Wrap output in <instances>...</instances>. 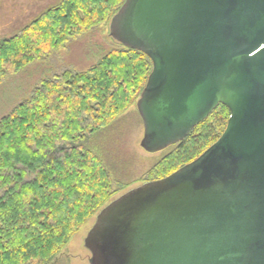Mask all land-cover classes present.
<instances>
[{
  "label": "water",
  "instance_id": "obj_1",
  "mask_svg": "<svg viewBox=\"0 0 264 264\" xmlns=\"http://www.w3.org/2000/svg\"><path fill=\"white\" fill-rule=\"evenodd\" d=\"M109 37L145 55L140 148L182 142L218 106L220 138L95 216L89 264H264V0H125Z\"/></svg>",
  "mask_w": 264,
  "mask_h": 264
},
{
  "label": "trees",
  "instance_id": "obj_2",
  "mask_svg": "<svg viewBox=\"0 0 264 264\" xmlns=\"http://www.w3.org/2000/svg\"><path fill=\"white\" fill-rule=\"evenodd\" d=\"M124 2L49 0L38 7L0 40V86L109 25ZM150 72L145 55L121 46L86 70L64 69L41 80L0 118V264H54L70 239L134 183L137 159L121 147L124 132L117 129ZM228 118L218 106L138 181L164 179L197 159Z\"/></svg>",
  "mask_w": 264,
  "mask_h": 264
},
{
  "label": "rangeland",
  "instance_id": "obj_3",
  "mask_svg": "<svg viewBox=\"0 0 264 264\" xmlns=\"http://www.w3.org/2000/svg\"><path fill=\"white\" fill-rule=\"evenodd\" d=\"M49 0H0V40L9 37L17 27L26 22L29 14L43 8ZM11 25V27H9ZM14 29V30H13ZM121 45L109 37L107 26H100L83 37L67 43L55 52L51 58L34 63L18 74L7 78L0 86V118L10 113L20 102L28 99L31 90L43 79H49L64 69L83 71L94 65L103 55L113 49H120ZM136 107H131L120 121L117 130L124 132L123 147L137 159L135 162L134 183L126 191L142 185L138 180L142 178L158 154H147L139 146L143 135V128L137 116ZM137 113V112H136ZM131 174V173H130ZM131 174V175H132ZM132 181V182H133ZM118 195V197H119ZM90 219L80 231L68 242L65 249L55 260L57 264H89L90 253L84 247V240L94 224Z\"/></svg>",
  "mask_w": 264,
  "mask_h": 264
},
{
  "label": "flooded vegetation",
  "instance_id": "obj_4",
  "mask_svg": "<svg viewBox=\"0 0 264 264\" xmlns=\"http://www.w3.org/2000/svg\"><path fill=\"white\" fill-rule=\"evenodd\" d=\"M58 263V261H56L54 264H57Z\"/></svg>",
  "mask_w": 264,
  "mask_h": 264
}]
</instances>
